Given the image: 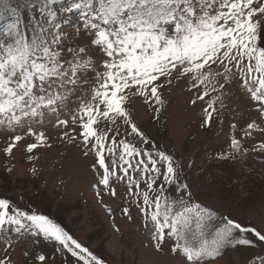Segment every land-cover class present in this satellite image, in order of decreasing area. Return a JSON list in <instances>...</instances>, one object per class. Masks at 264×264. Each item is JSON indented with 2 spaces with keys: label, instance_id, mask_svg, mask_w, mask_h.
<instances>
[{
  "label": "snow or ice",
  "instance_id": "6c2138e0",
  "mask_svg": "<svg viewBox=\"0 0 264 264\" xmlns=\"http://www.w3.org/2000/svg\"><path fill=\"white\" fill-rule=\"evenodd\" d=\"M52 4L53 0H41L40 18L32 17L25 24L19 11L10 7L9 0H0V14L7 8L15 16L0 37V126L26 129L27 135L43 142V132L34 131V126L42 125L51 116L57 117L58 125L66 126L68 122L59 119L60 113L68 108L76 90L89 82L87 78L81 80V73L86 77L91 70L98 87L87 102L77 97L79 136L87 149L85 155L95 150L99 168L103 169L98 184L105 188H111L110 176L115 175L116 166L113 155L110 171L102 154L103 141L109 133L112 144L107 151L113 154L115 148L122 146L119 161L125 174L136 159L133 171L139 170L147 177V190L141 193L143 207H137L145 213V225L149 221L153 224L152 238L157 246L167 234L175 238L172 250L186 257L185 264H201L218 256L226 246L254 245L247 238L249 233L264 242V234L256 228L242 226L228 217L220 218L216 222L219 226H214L216 213L190 202L191 191L182 181L179 164L164 151L147 148L148 137L124 106L126 90L134 91L144 96L146 102L152 101L159 112L163 103L162 78L169 84L172 78L190 79L197 93L194 104L209 95L208 91L200 92V85L205 88L211 85L213 92L217 85L221 92L235 86L246 90L253 100L264 102V47L260 46L264 2L256 6L254 0H73L65 11L79 10L76 14L82 17L84 31L95 32L91 47H99L106 57L101 62L103 72L96 70L91 58L83 59L88 46L78 51L69 48L71 59H61L59 30L72 21L58 22L59 15L50 7ZM237 74L242 79H237ZM217 99L214 97L204 109L205 124L213 117ZM261 112L264 114V104ZM121 126L123 136L117 141ZM253 127L251 123L247 125L249 129ZM62 136L69 142L76 139L69 132ZM22 138L20 134L13 135L4 152L11 153ZM37 147V143H29L26 150L32 153ZM231 147L238 150L240 141L232 139ZM259 147L264 150V144ZM159 162H163V171ZM133 183L139 192V181L130 178L129 186ZM9 211L13 214L9 215ZM123 212L128 214L129 209L125 207ZM209 228H214L211 240L205 238ZM7 232L18 239L3 236ZM29 236L34 242L42 239L55 243L56 251L67 250L83 264H102L49 216L35 210L31 213L20 210L10 205L8 199L0 198V240L6 244L0 264H12L8 249L19 238ZM260 259L264 264V257ZM34 261L47 264V256L36 253Z\"/></svg>",
  "mask_w": 264,
  "mask_h": 264
},
{
  "label": "rangeland",
  "instance_id": "374dc122",
  "mask_svg": "<svg viewBox=\"0 0 264 264\" xmlns=\"http://www.w3.org/2000/svg\"><path fill=\"white\" fill-rule=\"evenodd\" d=\"M260 2L264 0H254L256 6ZM15 3L17 5H11L19 9L24 7ZM60 3L51 6L59 15L58 22L72 21L59 30L61 59H71L69 48L78 51L88 46L83 59L91 58L96 70L103 72L101 62L106 57L99 47H91L95 32L84 31L82 17L76 14L79 10L68 13L65 11L67 2L61 0ZM20 16L28 24L32 17L39 19L40 13L20 12ZM260 46L264 47V33ZM233 71H236L234 66ZM85 78L89 82L76 90L68 101V108L60 113L59 119L68 122L66 126L58 125L55 116L46 117L42 125L34 126V131L43 132V142L27 135L26 129L0 126V198L8 199L10 205L20 210L29 213L35 210L37 214L49 216L102 264H185L186 257L172 250L176 243L174 237L166 234L159 246L152 238L154 226L150 221L145 225V213L137 207H143L141 193L147 190L146 174L133 171L136 159L125 174L119 161L122 146L115 148L113 154L107 151L112 144V133L103 141L102 154L110 171L115 156V175L110 176L111 188L98 184L103 169L99 168L95 150L85 155L87 149L79 136L80 101L77 97L87 102L98 87L93 71L89 70L86 77L81 73V80ZM237 79L242 77L237 74ZM160 83L164 87L160 89L163 103L159 112L152 101L146 102L144 96L126 90L124 106L148 137L147 148L153 151L158 148L173 157L180 166L182 181L189 185L190 202L214 211V226H219L216 222L220 218L228 217L264 234V150L259 147L264 144V114L261 112L264 102L253 100L246 90H238L235 86L221 92L217 85L213 92L211 85L207 88L200 85V92L208 91L209 95L194 104L192 101L197 93L190 79L172 78L169 84L162 78ZM214 97L219 99L215 101L213 117L205 124L204 109ZM84 119L86 122V116ZM249 123L254 127L247 128ZM64 132L76 139L69 142L62 136ZM120 133L117 141L123 136V126ZM15 134L23 138L6 154L4 149ZM234 138L240 141L238 150L231 147ZM29 143L38 145L32 153L26 150ZM221 155L224 158H218ZM159 166L163 171V162H159ZM130 178L139 181V192L135 183L129 186ZM125 207L129 209L128 214L123 212ZM213 231L214 228L207 229L205 238L211 240ZM3 236H11L13 241L18 239L10 232ZM247 238L253 240L254 245L226 246L218 256L205 259L201 264H261L264 242L251 233ZM5 247L0 240V257L5 255ZM56 247L53 242L46 243L42 239L34 242L30 236L23 237L8 249V256L12 264H39L34 261L36 253L45 254L47 264H83L79 257H73L67 250L56 251Z\"/></svg>",
  "mask_w": 264,
  "mask_h": 264
},
{
  "label": "trees",
  "instance_id": "16d2710c",
  "mask_svg": "<svg viewBox=\"0 0 264 264\" xmlns=\"http://www.w3.org/2000/svg\"><path fill=\"white\" fill-rule=\"evenodd\" d=\"M67 2H69L70 4L73 2V0H65ZM15 2H18L19 5H22V7L24 6V10H28L31 8H35L36 6L41 5V0H9V5L11 8H16L18 11H20V9L22 8H18L13 5H17ZM61 0H53V4L52 5H61ZM13 17H15L7 8L4 9L3 13L0 14V24H4L5 22H7L8 20L12 19Z\"/></svg>",
  "mask_w": 264,
  "mask_h": 264
}]
</instances>
